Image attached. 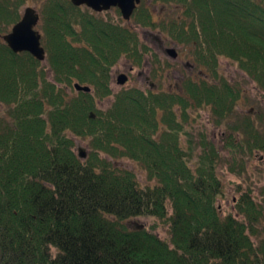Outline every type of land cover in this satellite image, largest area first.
I'll return each mask as SVG.
<instances>
[{
  "label": "trees",
  "instance_id": "obj_1",
  "mask_svg": "<svg viewBox=\"0 0 264 264\" xmlns=\"http://www.w3.org/2000/svg\"><path fill=\"white\" fill-rule=\"evenodd\" d=\"M27 1L0 0V33ZM151 4L177 10L155 18ZM151 4L141 0L127 21L118 8L105 16L44 0L43 61L0 37V264H264L251 186L236 185L240 218L221 216L217 205L220 163L241 174L264 154L253 119L225 126L242 90L219 72V58H228L264 91V0ZM138 27L187 46L201 78L186 74L173 92L112 89L113 65L126 57L141 66L150 51ZM74 82L91 91L74 90ZM106 97L103 108L97 101ZM200 109L225 126L221 145L195 125ZM75 137L86 142V157ZM121 159L139 164L148 183ZM137 217L162 220L167 237L153 225L127 224Z\"/></svg>",
  "mask_w": 264,
  "mask_h": 264
},
{
  "label": "rangeland",
  "instance_id": "obj_2",
  "mask_svg": "<svg viewBox=\"0 0 264 264\" xmlns=\"http://www.w3.org/2000/svg\"><path fill=\"white\" fill-rule=\"evenodd\" d=\"M44 0H28L26 4H24L20 9V16L23 12V9L26 6H33L34 8L41 13V8ZM147 3L151 4V0H147ZM153 10L155 11V18L158 16V12H160L162 9L166 11L172 10L171 12L174 14L177 10L173 7H164L160 4H151ZM165 11V12H166ZM114 10H108L104 13L105 16L113 15ZM14 23H12L8 28H6L3 32L0 34H4L11 30V27ZM36 28L42 33L41 27H40V20ZM152 30L154 32L150 34H144V30ZM7 30V31H6ZM6 31V32H5ZM139 35L140 37L147 42L148 47L150 48L148 55H145L144 62L141 64L142 66L139 67L141 71L143 72L142 75L137 74V69L129 76V79L124 84H118L116 82V72L118 70L125 69L127 70L131 61H127L126 57L121 58L113 67L111 68V73L113 78L111 79V87L115 91L125 88H130L133 86L140 87L141 89H145L148 82H146L143 77L144 74L149 75L152 74L153 65L155 67H158L160 69H163L167 65H163V63H159L158 61V54L159 53V43L160 38L164 40L165 46H172L173 44H176L174 41H172L169 37L165 36L163 33H159V30L156 28H140L138 27ZM159 34V35H157ZM178 50H180L182 53V57L180 59H188L190 62H192V56L188 50L187 46H183L182 44H178ZM180 53V52H179ZM181 56V55H180ZM182 63V62H181ZM161 65L162 67H160ZM183 65V64H181ZM137 66V65H135ZM198 65H196V68L193 69L192 74L200 70ZM173 70V69H172ZM184 71H188L189 69ZM179 72L181 75H183V70L179 69ZM219 72L220 75H223L226 77L230 83L234 87H239L242 90L241 97L236 105L235 111L233 114L228 118L227 123L225 126H232L235 122L240 123L242 121H245V118L253 119L256 122V125L261 128L262 131H264V91L261 93L259 91V88L256 86L255 82L249 77L244 71H242L237 63L233 62L232 60L221 57L219 58ZM194 73V74H195ZM193 74V75H194ZM174 75L172 74V77ZM171 77V76H170ZM168 79L167 84L169 82H174L175 80H178L176 77H173L174 79ZM211 78V77H210ZM222 78V77H221ZM151 79L155 80V76H151ZM212 79V78H211ZM213 80V79H212ZM162 86H167V84L164 85L163 81L161 82ZM179 85H181V82H179ZM175 88V87H174ZM176 89V88H175ZM174 89V90H175ZM75 90V89H74ZM147 90V89H145ZM111 97H106L104 99L98 100L99 106L106 108L110 102ZM6 111V105L0 102V118L5 116ZM263 114V120H260L258 115ZM196 117L195 125H203L208 128L209 137L211 139H215V142L217 145H221L220 143V137L224 132L225 126L222 125H215L213 121L210 119V112L208 109H200L197 112H193L192 116ZM236 124V123H235ZM75 151L77 153L80 152V150L84 153H88V146L86 145V142L80 138L75 137ZM221 154H226L225 151H221ZM118 165L130 168L135 170L137 177L142 185H145L148 183L146 172L139 166V164L135 163L134 161H131L129 159H121L116 161ZM219 175L223 181V194L218 198L217 205L219 206V212L221 216H226L227 214L231 213L232 215L236 217H241L240 214L236 210V198L237 195H239V191L236 190V185L240 184L243 186V188L247 187L248 185L251 186L253 194L256 198H260L261 190L264 188V154L262 151H257L254 155V159L251 163V165L248 167L247 171H244V173H236L233 171H229L226 164L224 162H221L219 165ZM247 189V188H246ZM170 212V211H169ZM127 224L131 227H136L137 225H140L142 227H148L150 228L151 225L154 226V232L157 233L160 237L165 238L167 237V225L162 220L154 217H137L133 218L131 220L127 221ZM260 227V225H259Z\"/></svg>",
  "mask_w": 264,
  "mask_h": 264
},
{
  "label": "water",
  "instance_id": "obj_3",
  "mask_svg": "<svg viewBox=\"0 0 264 264\" xmlns=\"http://www.w3.org/2000/svg\"><path fill=\"white\" fill-rule=\"evenodd\" d=\"M74 5H86L95 11H103L111 6H117L125 20H129L136 5L140 0H71ZM40 15L33 6H26L21 18L13 24L11 30L3 35L2 39L7 43L13 52L27 51L35 58L43 61L46 56L45 48L41 44V32L36 29ZM170 50L175 51L174 47ZM127 75L121 73L118 75L117 82L124 84L127 81ZM74 88L78 91H91L89 85L79 82L74 83ZM79 157H86V153L80 150Z\"/></svg>",
  "mask_w": 264,
  "mask_h": 264
},
{
  "label": "flooded vegetation",
  "instance_id": "obj_4",
  "mask_svg": "<svg viewBox=\"0 0 264 264\" xmlns=\"http://www.w3.org/2000/svg\"><path fill=\"white\" fill-rule=\"evenodd\" d=\"M115 8H118V7L111 6L109 9H107L105 11L114 10ZM101 12H103V11H101ZM152 32H154V31L145 29L143 33L144 34H150ZM159 33H161V32L159 31ZM157 35H159V34H157ZM159 38H160V43H159L158 48H159L160 54H158V58H159L158 61L160 60L159 63H163V65L166 64L167 67L165 66L163 69H160L158 67H155L156 64H154L153 69H152V71H153L152 74L151 75H149L150 73L144 74L143 79L146 82H148V84L145 87V89H147V90H145L143 88L144 91L150 90L153 93H158L161 91H164V92H173L176 90L181 91L179 82H181L185 78L186 74L192 76L195 79L201 78V76L203 74V71L201 69L198 70L196 73L194 72L195 73V74L193 73L194 75L192 74L193 69L196 68V64L193 61L190 62L187 58L186 59L182 58L179 60V58L182 57V54H181L182 52L180 50H178V43L175 42L176 44H173L172 46H165L164 40L161 39L160 36H159ZM171 47H174L175 51L170 50ZM181 64H183V65H181ZM141 66H135L134 64L130 63L127 70H125V69L118 70L115 74L116 75V82H117L118 75H120L121 73H125L129 79V76H131V74L136 69H137V71H136L137 74L143 76L142 75L143 72L141 71V69H139V67H141ZM159 66L162 67L161 65H159ZM185 68H186V70L189 69V72L184 71ZM179 69L183 70V72H184L183 75L180 74ZM172 74L174 75L173 77H176L177 79L179 77V79L175 80L172 77ZM152 75L155 76V80L151 79ZM170 76L172 77V79H174V82H169L167 84L168 79L171 78ZM112 78H113V76L111 74V79ZM162 81H163L164 85L167 84V86L163 87L161 84ZM258 200H260V203L258 205H259L260 212H261L260 219L258 221V223L260 225V238H259V240H261L262 243H264V188H262L261 196ZM251 237H252V239H256L257 235L256 234L251 235Z\"/></svg>",
  "mask_w": 264,
  "mask_h": 264
}]
</instances>
